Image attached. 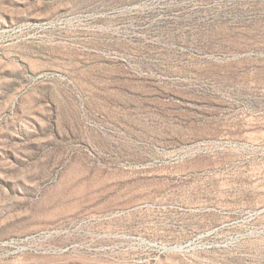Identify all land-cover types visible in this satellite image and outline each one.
<instances>
[{"label":"rangeland","instance_id":"374dc122","mask_svg":"<svg viewBox=\"0 0 264 264\" xmlns=\"http://www.w3.org/2000/svg\"><path fill=\"white\" fill-rule=\"evenodd\" d=\"M0 264H264V0H0Z\"/></svg>","mask_w":264,"mask_h":264}]
</instances>
